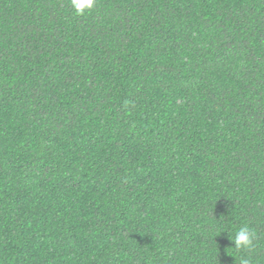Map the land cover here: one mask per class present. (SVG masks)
<instances>
[{
  "label": "trees",
  "instance_id": "trees-1",
  "mask_svg": "<svg viewBox=\"0 0 264 264\" xmlns=\"http://www.w3.org/2000/svg\"><path fill=\"white\" fill-rule=\"evenodd\" d=\"M244 260L264 264V0H0V264Z\"/></svg>",
  "mask_w": 264,
  "mask_h": 264
},
{
  "label": "clouds",
  "instance_id": "clouds-1",
  "mask_svg": "<svg viewBox=\"0 0 264 264\" xmlns=\"http://www.w3.org/2000/svg\"><path fill=\"white\" fill-rule=\"evenodd\" d=\"M69 3L76 15H85L94 8L96 0H69ZM231 240L234 242L235 249L251 250L256 240V232L245 224L236 231ZM242 264H248V261L244 260Z\"/></svg>",
  "mask_w": 264,
  "mask_h": 264
}]
</instances>
